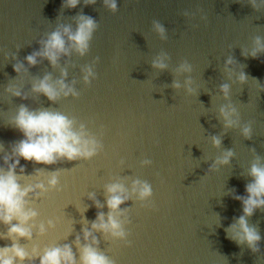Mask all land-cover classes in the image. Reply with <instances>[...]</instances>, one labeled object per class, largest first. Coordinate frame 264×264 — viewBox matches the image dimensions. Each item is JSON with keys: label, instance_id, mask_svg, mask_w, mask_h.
Returning <instances> with one entry per match:
<instances>
[{"label": "water", "instance_id": "water-1", "mask_svg": "<svg viewBox=\"0 0 264 264\" xmlns=\"http://www.w3.org/2000/svg\"><path fill=\"white\" fill-rule=\"evenodd\" d=\"M113 13L97 0L85 7L62 9V0H0V124L20 104L32 109L58 111L84 123L94 135H101L103 151L87 161H59L55 165L25 163L21 183L41 182L58 171V190L29 203L38 212L36 223L52 220L55 227L44 236L33 229L31 240L22 246L43 249L83 241L82 229L90 228L97 209L88 198L94 194L105 203L104 186L119 178L130 188L133 180L146 181L153 195L141 204L135 198L121 205L128 209L125 241H111L95 232L98 249L114 264H264V209L248 218L260 236L259 252L238 245L226 232L243 214L234 196H246L248 169L259 156L264 162V53L252 58L254 40L264 42V5L253 8L248 0H117ZM79 14L92 17L99 25L87 55L62 57L65 83L75 81L79 97L51 103L46 97L22 101L7 96L10 83L23 84L29 91L33 79L51 75L60 79V68L41 61L28 68L26 76L13 71L16 62L38 50V41L59 24H70ZM160 23L165 38L153 28ZM9 59H5V55ZM166 54L168 67L160 71L153 60ZM15 55L16 60L11 56ZM233 64L225 70V61ZM96 79L87 86L82 69L93 65ZM187 62L191 73L177 75L176 68ZM244 72L247 80L240 83ZM190 79L189 94L185 81ZM181 87L175 89L173 82ZM229 85L225 100L220 86ZM231 103L241 126L251 124L252 136L245 139L240 129H225L219 108ZM220 138L219 148L211 137ZM20 134L0 125V142L7 149ZM234 153L230 163L210 170L222 153ZM150 160V165L142 161ZM44 174L36 177L37 170ZM87 222V223H85ZM15 223V222H14ZM6 227L0 225V232ZM11 241L0 240V247ZM27 264V262H25ZM34 264H39L38 260Z\"/></svg>", "mask_w": 264, "mask_h": 264}, {"label": "clouds", "instance_id": "clouds-1", "mask_svg": "<svg viewBox=\"0 0 264 264\" xmlns=\"http://www.w3.org/2000/svg\"><path fill=\"white\" fill-rule=\"evenodd\" d=\"M82 0H62V9H75L81 5ZM97 0H83L85 7L95 5ZM248 3L256 8L258 5H264V0H248ZM103 5L109 11L115 13L118 10L117 0H103ZM75 29L68 24H59L55 30L45 34L38 41L39 48L25 57V62H16L12 65L13 71L19 77L27 75V66L35 67L41 61H48L53 68H60V79L53 80L51 75H44L43 78L33 79L29 91L23 89L21 83H10L3 89L7 96L19 98L27 101L30 98L35 100L44 96L51 103H57L62 99L69 97L76 99L79 92L75 88V81L65 83L67 79L66 67L60 66L62 57H68L75 53L83 57L88 54L90 44L94 33L99 25L90 16L79 14L73 18ZM153 28L158 35L165 38V29L158 23H153ZM254 48L250 55L257 58L259 53H264V42L257 37L254 40ZM5 59H9L6 54ZM16 60L15 55L11 56ZM85 66L82 69V81L85 86L96 79L94 64ZM168 56L161 54L157 56L152 67L163 71L168 64ZM233 64V59L229 57L225 61V70ZM192 66L187 63H181L176 68V74L191 73ZM240 83L247 80L244 72L238 76ZM192 81H185V87L189 94L194 92L190 87ZM172 87L179 89L181 84L174 81ZM229 85L220 86V93L225 100L229 97ZM264 91V88L261 89ZM219 117L222 119L225 129L239 128L240 134L245 139L252 136L251 124L241 126L240 116L237 109L231 104L222 105L219 108ZM17 131L21 139L13 142L6 149L0 142V225L6 227L5 232H0V240L11 241L10 246L0 247V264H34L38 260L39 264H114L107 255L98 249V241L95 232L103 234L105 239L111 241H125L128 233L125 231V225L130 221L128 218V209H122L121 205L130 199L135 198L143 204L149 201L153 195L152 186L146 181L139 179L131 182L130 188L125 186V181L114 178V181L104 186L105 203L101 204L96 200L94 194H89V199L97 209L107 207L108 213L103 211L97 213L96 220L92 222L91 227L82 229L83 241L77 236L73 241L79 250V259L72 251V246L57 244L44 247L43 249L33 246L28 249L22 246L20 240H31L33 229H36L37 235L44 236L46 232L55 227L52 220L36 223L38 212L29 203V198H42L50 190H58L59 176L58 171L50 172L44 180L36 183H21L24 176L25 167L21 165V160L25 163L35 165L51 166L59 161H87L97 156L103 151L101 135H94L88 130L84 123H78L75 119L69 118L58 111L48 109H32L25 104H20L5 123L0 124ZM213 147L219 148L220 138L211 137ZM234 153L229 150L218 157L210 170H216L218 166L228 165L233 158ZM147 166L151 164L150 160L142 161ZM44 174L43 170H37L36 177ZM250 183L245 187L246 196H234V199L242 204V215L233 223L226 232L231 240L238 245H247L253 252H259L261 236L258 230L248 224L250 218L257 209H264V162L257 156L248 169ZM15 222V223H14ZM87 223V222H85Z\"/></svg>", "mask_w": 264, "mask_h": 264}]
</instances>
